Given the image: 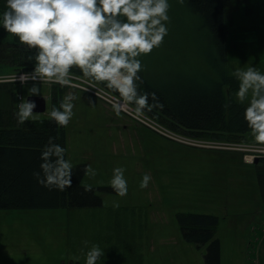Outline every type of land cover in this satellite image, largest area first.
Returning <instances> with one entry per match:
<instances>
[{
  "label": "rangeland",
  "instance_id": "obj_1",
  "mask_svg": "<svg viewBox=\"0 0 264 264\" xmlns=\"http://www.w3.org/2000/svg\"><path fill=\"white\" fill-rule=\"evenodd\" d=\"M228 10L233 15L227 39L231 68L256 64L264 71V0H229ZM170 14L169 35L143 57L144 62L155 72L185 70L209 84L216 72L201 20L189 9L183 10L177 0ZM0 37L12 38L2 27ZM13 72L12 66L0 64V76ZM32 83L21 87L22 97L29 95ZM38 83L43 96H32L46 98L47 111L37 116L48 117L53 106L52 82ZM58 89L60 99L70 91L77 93L75 115L66 125L67 156L73 167L85 164L96 169L92 175L87 168L83 183L96 188L102 205L0 210L2 264H85L86 249L93 242L105 250L97 264H207V246L199 248L182 236L176 220L181 211L221 217L216 228L220 264H264V201L256 167L245 158L254 156L251 163L257 164L264 152L240 151L246 164L236 154L190 148L188 139L205 146L225 141L185 137L157 123L163 134L146 125L142 117L147 115L137 114L127 101L124 105L132 114L121 109L117 113L113 105L94 98L95 91ZM245 139L248 143L243 141V145L257 142L251 132ZM119 165L125 166L128 179L123 196L110 183L112 169ZM145 172L151 180L141 187ZM113 201H119V207H113Z\"/></svg>",
  "mask_w": 264,
  "mask_h": 264
},
{
  "label": "trees",
  "instance_id": "obj_2",
  "mask_svg": "<svg viewBox=\"0 0 264 264\" xmlns=\"http://www.w3.org/2000/svg\"><path fill=\"white\" fill-rule=\"evenodd\" d=\"M228 2L229 0H185L183 4L179 3L183 10L185 8L188 12L189 9L203 24V37L209 50L211 67L216 72L210 77L213 80L209 84L200 83L197 76L192 77L185 70L170 68L164 72H155L144 62L139 89L141 92L156 94L155 100L158 102L143 112L155 124H161L169 131L185 137L242 144L243 141L247 142L245 137L251 130L243 115L246 103L239 102L235 97L239 81L232 75L228 61L227 39L229 28L233 25ZM8 33L12 37L8 41L0 37V64L12 66L15 70L13 73L32 74L35 61L30 56L34 49H29L16 34ZM73 73L81 76L80 70L75 66ZM95 84L123 99L118 92L108 89L104 84ZM23 85L13 81L0 82V210L101 206L102 199L96 195V188L83 183L87 173L85 164L72 168V183L63 188L46 186L34 175L37 171L43 175L40 168L41 152L50 142L49 137L54 138L53 142L68 148L67 130L66 126L58 125L49 114L48 117L34 114V118L23 123L18 120L16 111ZM59 87L66 85L54 82L50 84L53 105L61 97ZM93 97L106 103L95 95ZM149 99L152 101L151 95ZM128 103L135 108L134 103ZM211 151L236 154L241 162L246 163L242 152ZM251 165L256 167L258 186L264 201V157L257 164ZM220 219V216L214 214L190 211L176 213L184 240L199 248L207 246V264H220V241L216 238Z\"/></svg>",
  "mask_w": 264,
  "mask_h": 264
},
{
  "label": "clouds",
  "instance_id": "obj_3",
  "mask_svg": "<svg viewBox=\"0 0 264 264\" xmlns=\"http://www.w3.org/2000/svg\"><path fill=\"white\" fill-rule=\"evenodd\" d=\"M177 2L183 4L185 0ZM3 4L0 27L34 49L30 59L35 63L27 77L33 83L27 90L29 95L21 97L17 105L21 123L34 118L37 104L29 96L42 95L38 81L72 85L74 66L89 83H102L134 103L137 114L158 102L155 93L140 91L139 82L145 68L143 57L159 48L169 35L173 0H3ZM231 72L239 81L235 97L246 102L244 119L255 141L264 142V71L248 64ZM20 79L24 84L25 74ZM76 100L77 93L68 92L58 106H52L49 115L58 125H68L75 115ZM113 107L119 113L122 105ZM49 141L41 152L43 175L39 171L34 175L46 186L63 188L72 183L73 164L66 146L53 142V137ZM87 168L96 174L91 165ZM125 171L124 165L114 167L110 181L121 196L128 192ZM150 180V173L145 172L140 186L147 187ZM113 207H119V201H113ZM104 251L99 243H91L85 264H97Z\"/></svg>",
  "mask_w": 264,
  "mask_h": 264
},
{
  "label": "built area",
  "instance_id": "obj_4",
  "mask_svg": "<svg viewBox=\"0 0 264 264\" xmlns=\"http://www.w3.org/2000/svg\"><path fill=\"white\" fill-rule=\"evenodd\" d=\"M21 74H16L13 76H6V77H0V82L1 81H13V82H21ZM26 76V81H30L31 79H27L28 76H31L32 74H28V73H23ZM69 87L78 89V90H82V91H86V92H92L95 91L96 93H94L95 95L99 96L100 98L104 99L106 101V103H108L109 105H114V104H120L122 105L121 110L126 111L127 113H131L130 110L128 109L129 107H125V105H127L126 101L124 99H121L119 97H117L116 95L111 94L109 91L103 89V88H99L97 87L94 83H89L87 79L82 78L81 76H77L74 75L73 76V84L72 85H67ZM123 100V102H122ZM125 104V105H124ZM132 114V113H131ZM142 121L148 125L149 127H151L152 129H155L163 134H165L164 131L160 130L159 128H157V124H155L154 122H152V120L150 118H148L147 116L142 117ZM179 142H183V143H187L186 140L179 138L178 139ZM205 143H197L194 142L190 139H188V145L192 146V147H196V148H206V149H213V150H224V151H243V152H260L263 153L264 152V145H243V144H239V143H231V142H223L220 145H211V146H205ZM264 154V153H263ZM251 155H246L245 158L247 159V162L251 163L254 160V156H251V160L249 161V158Z\"/></svg>",
  "mask_w": 264,
  "mask_h": 264
},
{
  "label": "water",
  "instance_id": "obj_5",
  "mask_svg": "<svg viewBox=\"0 0 264 264\" xmlns=\"http://www.w3.org/2000/svg\"><path fill=\"white\" fill-rule=\"evenodd\" d=\"M30 99H35L36 100V108L34 109L35 114H43L47 110V100L44 97L41 96H31L29 97ZM256 163H258V160H256Z\"/></svg>",
  "mask_w": 264,
  "mask_h": 264
},
{
  "label": "crops",
  "instance_id": "obj_6",
  "mask_svg": "<svg viewBox=\"0 0 264 264\" xmlns=\"http://www.w3.org/2000/svg\"><path fill=\"white\" fill-rule=\"evenodd\" d=\"M14 73H10L8 76L13 75ZM0 264H2V260H1V251H0Z\"/></svg>",
  "mask_w": 264,
  "mask_h": 264
}]
</instances>
